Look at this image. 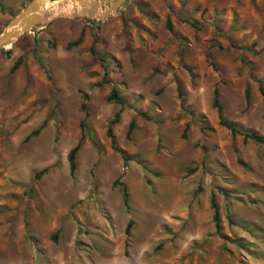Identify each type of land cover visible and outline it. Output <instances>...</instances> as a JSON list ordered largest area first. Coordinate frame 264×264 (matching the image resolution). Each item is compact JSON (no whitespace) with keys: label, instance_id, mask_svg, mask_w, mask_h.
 Wrapping results in <instances>:
<instances>
[{"label":"rangeland","instance_id":"obj_1","mask_svg":"<svg viewBox=\"0 0 264 264\" xmlns=\"http://www.w3.org/2000/svg\"><path fill=\"white\" fill-rule=\"evenodd\" d=\"M66 4L0 50V264H264V0Z\"/></svg>","mask_w":264,"mask_h":264},{"label":"trees","instance_id":"obj_2","mask_svg":"<svg viewBox=\"0 0 264 264\" xmlns=\"http://www.w3.org/2000/svg\"><path fill=\"white\" fill-rule=\"evenodd\" d=\"M29 1L30 0H26V3L29 2ZM0 12H4L3 7H2L1 4H0ZM166 28L168 29V31L170 30L169 26H166ZM81 38H82V31L80 32L78 38L75 41H73L71 43H68L66 45V49H71L73 47H77L80 44V42H81ZM50 46H52V45H50ZM89 53H90L91 57H94V52H93V47L92 46L89 48ZM20 62H21V60H20V58H18L12 64V66L8 70V74L9 75H11L19 67ZM103 75H105V72H104ZM258 92H259L260 96L264 99V89L262 87H258ZM85 99H86V95L83 96V100H85ZM244 99L245 100L248 99V93H247L246 89L244 91ZM106 101L114 103V104H116V105H118L120 107L122 106V102H121V100H119V98L117 96V93H116V91L114 89L110 90V92L108 93V95L106 97ZM211 107H212V109L215 110V113H216V116H217V120H218V124L220 126H222L223 128H225L227 131H229L231 135L238 134V132L234 129V127L230 123L224 121L222 119V117H221V108H220L219 103H218V94H217V90L216 89H214L213 92H212ZM80 111L83 113V116L85 118L86 117V110H85V104L84 103L80 104ZM117 117H118V114L116 113L113 116L112 120L108 123V126H107V128L105 130V136L110 141V148L113 151H115L116 153L120 154L121 152L119 150H117L115 148V146H114V141H113V138H112V135H111V127L117 123ZM263 120H264V108H263ZM39 129H40V127L38 129H36L35 131H33L32 133H30V135H28L27 138H29L30 136L37 135ZM79 129L81 131L83 130V120L79 122ZM132 129H133V122L130 121L129 124H128V127H127V132L125 134L126 139L129 137ZM81 137H80L79 141L68 151V153L66 155V161H67V164H68V173H69L70 176L73 174V172L75 170L74 158H75L76 152L78 151V149L80 147ZM241 137H242L243 141L249 140V141H251L253 143L259 144V145L264 147V138L259 136V135H257V134H255V133L242 134ZM44 172H45V170H42L41 172L36 174L35 177H38L39 175L43 174ZM115 186H118L119 193H120V196H121L122 205H123L124 209L127 211L128 206H127L126 190L123 187V185L118 184L117 181L113 182V187H115ZM210 210L212 212L211 220H212V223H213L214 234L219 239L223 240L224 238H223V236L221 234V229H220V224H219V220H218L217 210H216V207H215V205H214V203L212 201L210 202ZM130 225H131V223L128 221L126 226H125V229H124L125 237H128V231H129ZM52 240H54V236H52ZM125 246H126V244H125Z\"/></svg>","mask_w":264,"mask_h":264},{"label":"water","instance_id":"obj_3","mask_svg":"<svg viewBox=\"0 0 264 264\" xmlns=\"http://www.w3.org/2000/svg\"><path fill=\"white\" fill-rule=\"evenodd\" d=\"M67 0H30L25 4L21 11L8 23L5 29L0 33V50L11 45V42L18 35L41 24L48 16V11L53 7H58L66 3ZM73 0H68L71 2ZM101 2L103 12L97 16L102 19L111 11L117 10L125 0H98ZM81 7L84 5L80 4ZM84 15L87 12L83 9ZM81 12V11H80ZM82 13V12H81ZM83 14V13H82Z\"/></svg>","mask_w":264,"mask_h":264},{"label":"bare ground","instance_id":"obj_4","mask_svg":"<svg viewBox=\"0 0 264 264\" xmlns=\"http://www.w3.org/2000/svg\"><path fill=\"white\" fill-rule=\"evenodd\" d=\"M68 1V0H67ZM53 11L55 15H68L73 13L76 10H73L72 6L69 4L67 5L66 3L61 4L58 7H53L51 10L48 12Z\"/></svg>","mask_w":264,"mask_h":264}]
</instances>
